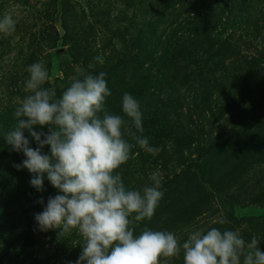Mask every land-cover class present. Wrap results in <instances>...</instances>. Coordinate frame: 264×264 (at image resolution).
I'll use <instances>...</instances> for the list:
<instances>
[{"label": "rangeland", "instance_id": "374dc122", "mask_svg": "<svg viewBox=\"0 0 264 264\" xmlns=\"http://www.w3.org/2000/svg\"><path fill=\"white\" fill-rule=\"evenodd\" d=\"M224 4L246 21L221 18L214 38L225 49L215 63H203V48L171 42L166 58L144 64L158 101L171 88L178 100L166 110L168 130L142 137L127 171L113 170L101 187L91 173L56 179L47 164L46 192L15 198L30 210L5 208L9 163L21 152L47 150L45 163L86 171L100 157L92 143L126 141L123 121L145 124L154 104L132 91L138 70L123 54L147 44L156 56L158 36L196 35L182 28L188 15L199 27L218 21ZM184 53H196L187 77ZM0 154V264H264V0H0ZM144 221L153 225L140 231Z\"/></svg>", "mask_w": 264, "mask_h": 264}, {"label": "trees", "instance_id": "16d2710c", "mask_svg": "<svg viewBox=\"0 0 264 264\" xmlns=\"http://www.w3.org/2000/svg\"><path fill=\"white\" fill-rule=\"evenodd\" d=\"M218 7H219L218 14L216 18L219 20L218 21L214 20V22H211L209 20L203 23L199 22V27H197L198 26V21L196 19L197 16L195 15L190 18V16L188 15L189 21L187 20L182 25L183 30L184 29L195 30L197 28V30L200 33L199 35H198V31H197V34L194 35V33L190 32V30H188V32L187 30H185L186 35H180L178 37L175 36L177 38L175 39V41H172V35L166 36L165 38L158 36L156 40L159 46L161 44H165V45L163 46V48H161L162 50L159 51L158 55L156 56H152V55H155L156 52L153 54H150L148 52L144 53V51H146L144 49L146 48L147 44L140 47L141 40L138 39L140 43H138V41L137 43L140 47L139 48L140 50L136 51L133 55L131 54L127 55L126 53L123 54L124 57H131L130 64H134V67L138 70V72H136L137 74L136 80L133 81L132 91L134 92V94L138 95L137 97H139V100H142L144 104H147V105L154 104L152 111H150L149 110L150 107H148V110L144 111L143 115L141 116L140 122H142V119L144 118L146 114L148 115V121H146L147 124L145 123L146 125L143 122L140 124H137V123H134V121H132L131 124L130 123L128 124L127 122L124 123L123 121L121 123V126L123 125L124 129L127 132V135H124V138L126 139L128 136V139H127L128 141L127 140L119 141L120 143H118V139L117 138L114 139L115 137L114 138L112 137L108 139L97 140L96 142L92 143L88 150H91L94 154L100 155V157L96 165L92 166V169L89 168L86 171H84L80 167L81 165L77 162H71L67 165H65V163H60L59 165H57V163L52 164L50 163V161L45 163L46 162L45 159L51 158V155L46 158L47 150H43L41 155H37V153H32V152L28 154L21 152L19 155L13 157L14 160L21 159V161L17 163L15 167L14 165L9 163L7 177L10 180L9 184L11 186L10 191H9L10 204H6L5 208L7 210H12V212L16 213L17 215L18 214L21 215L22 212L26 213L27 209L30 210L29 208H23L22 205H19V206L13 205L15 202L18 201L15 198H18L22 193H23V196L26 198L27 197L29 198V196L36 197L38 196L37 194H43L41 193V191L43 190V187H44V192H46L47 186L49 184L47 164H49V167H52L53 165H55V172H54L55 176L54 177H56V179L61 177L68 182H71L77 179L81 180L82 182H86L85 176L87 175V173H91L90 180L92 181V184L95 180L98 179L96 186L101 185V187L107 184V182L110 179V176L114 175L113 170L119 169L120 171H127L130 163L132 162L130 159V157L132 156V153L134 151H138V149H136V146L138 145L140 139L142 137H144L145 140L154 139L155 137L160 136L162 133H165V131L168 130L166 126L168 124V121L166 119V116H167L166 110L169 106H171L174 102L178 100L177 99L178 94L171 88V90L168 92L166 97L158 101L159 90H161V87L160 86L157 87L156 85L151 83L150 82L151 79H148V77L143 74V73H147L144 70L145 69L144 64L148 63L149 61H154V60L161 61L164 58H166L165 49L167 48V46L168 47L172 46L171 42H173V45H177L181 49L191 47V50L194 51V50H197L198 48H203L201 50L202 54L200 55V57H202L204 60L203 63L205 64H207L208 62L215 63V59L219 58L222 55L223 50L225 49L224 47H222L223 44H219L218 40L214 38V36L216 35L218 31V28H219L218 24H220L221 18L224 17L223 18L224 20L221 22V24H224L227 22L229 23L233 21V19H235L237 16L239 18L240 23L244 21V18L246 21V17L245 15H243V12L236 15V11H241V9L238 8L237 5L224 4ZM225 14H227L226 17H225ZM175 28L173 30L174 35L176 34V31H179V29H175ZM153 31L155 32V30L153 29L150 30L149 34L154 35ZM213 31H215V34H213ZM118 39L122 40V42L124 41L122 37H118ZM151 39L152 38L144 39V40H146V43L151 44L150 43L152 41ZM133 40L132 41L129 40V43L130 44L135 43V41ZM178 41H181V43H179ZM148 54L151 55L149 59H147ZM184 55L185 57L183 56L184 59L182 60V68L180 70L182 71L181 77L189 76V74H187V71H188L187 68L191 67V65L196 63V61L190 58L191 56L192 57L195 56L196 53L195 54L194 53L193 54L184 53ZM120 62H122L123 64L129 63L124 60H120L119 63ZM177 63H180V62H177ZM117 70L119 71V66H116L115 69H112L111 72L109 73L110 74L109 76H111L113 73L116 74ZM142 102H140L139 104L140 108L143 105ZM162 108L163 110L160 111ZM159 113L161 114L162 118L158 117ZM154 116L156 117L157 120H154ZM127 120H128V117H127ZM31 126L32 125H29L28 127H31ZM116 128L119 129V132L121 131L120 125L119 127L115 125L114 131H116ZM142 128H144L143 135H134V136L129 135V134H136V133L140 134V130ZM169 128H170L169 129L170 132L166 134L167 137L175 133V131L172 129V126H169ZM34 130H36V127H32L30 132ZM57 140H58L57 137L53 138L51 144H49L48 147L52 148L53 146H55L54 143ZM114 147L116 148V150L112 153V148ZM101 153H103L102 156H101ZM3 157L5 156L0 154V185H3V179L6 178L4 171L6 172L7 167H8L6 166L5 169L3 170L4 165H5L4 163H6V160H4ZM94 159L92 161H94ZM102 162L103 164H105L104 167L100 164ZM11 169H13L12 175L10 174ZM82 176H84V180L83 178H81ZM33 191H35V196L32 195ZM43 202H42L44 204L43 212L44 214L48 215L50 212L49 207L47 203L45 202V200ZM3 208H4V205L1 204L0 210H2ZM3 223H6V222H2V223L0 222V228L5 227L2 225ZM150 225H153L151 221H144V223L139 225V230L140 231L149 230L150 227L148 226ZM130 241H132L131 238H130ZM127 248H130V247L128 246Z\"/></svg>", "mask_w": 264, "mask_h": 264}]
</instances>
